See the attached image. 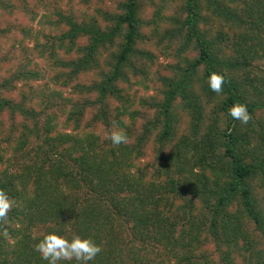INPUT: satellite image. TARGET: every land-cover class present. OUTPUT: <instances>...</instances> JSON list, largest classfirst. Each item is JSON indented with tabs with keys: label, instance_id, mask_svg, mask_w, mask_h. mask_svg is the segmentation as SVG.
Returning <instances> with one entry per match:
<instances>
[{
	"label": "trees",
	"instance_id": "trees-1",
	"mask_svg": "<svg viewBox=\"0 0 264 264\" xmlns=\"http://www.w3.org/2000/svg\"><path fill=\"white\" fill-rule=\"evenodd\" d=\"M71 1L34 29L20 11L34 22L35 4L0 0L14 16L0 19V189L15 201L0 264H47L35 244L54 228L100 246L88 264H146L157 246L176 264H264V0ZM40 61L51 75L32 86Z\"/></svg>",
	"mask_w": 264,
	"mask_h": 264
},
{
	"label": "clouds",
	"instance_id": "clouds-1",
	"mask_svg": "<svg viewBox=\"0 0 264 264\" xmlns=\"http://www.w3.org/2000/svg\"><path fill=\"white\" fill-rule=\"evenodd\" d=\"M208 86L214 93L222 92L225 77L221 73L212 72L208 76ZM228 115L233 120H238L241 124H247L250 114L246 104L235 103L228 108ZM113 145L127 143V136L123 131H113L110 136ZM15 201L11 199L8 193L0 189V225L7 224L8 213L13 208ZM35 251L40 254L42 260L47 264H88L101 251L100 246L91 238H82L73 234L71 238L63 234L60 228H54L46 233L35 244Z\"/></svg>",
	"mask_w": 264,
	"mask_h": 264
},
{
	"label": "rangeland",
	"instance_id": "rangeland-1",
	"mask_svg": "<svg viewBox=\"0 0 264 264\" xmlns=\"http://www.w3.org/2000/svg\"><path fill=\"white\" fill-rule=\"evenodd\" d=\"M13 1H17V0H13ZM55 0H30L31 3L35 4L36 7L35 9L37 10V12L39 13L38 17L36 18V20L34 22H32L29 17L24 14L25 12L20 11V21L21 23H24L25 25L28 26H32L34 29H39L40 28V24L38 22V20L40 19V17L42 16L43 13H47L52 5L54 4ZM68 0H59V3L61 5H63L64 8H67L69 5L67 3ZM73 1V0H72ZM71 1V2H72ZM96 3V1H94ZM94 7V5H93ZM15 13L17 12V10L15 9L14 11ZM13 14L7 12L6 10H4L3 8H0V19H4L7 21H10L11 19H13ZM25 45H27L28 50H29V55L33 58L36 57V53L34 50H32L33 44L34 42L31 39L26 38L24 41ZM26 52L23 51L21 52L20 50H18V53L15 55V57L12 59V61H10L7 64V69H13L14 66H16L18 64L19 61H22V59H26ZM170 59H165V58H160V63H161V67H163L164 64H166L167 62H169ZM163 64V65H162ZM40 65L43 67V70H45L47 77L44 80H39V81H30L28 84L32 85V86H37L39 84H44L45 81L49 80V75H51V70L49 69L48 65L45 62H41L40 61ZM22 82L19 83V88L23 87V83ZM12 95L16 96L17 92H12ZM0 118L3 119V121H7L8 117H7V113H3L0 115ZM148 156H145V159ZM138 246H140L139 243H137ZM151 249H153V251H151ZM209 249H212L211 247ZM143 250V249H141ZM147 251L149 252H144L141 251L142 254L146 257H148L149 259V263L146 264H176V260L171 258V256L169 254L166 253V249L163 248V246H157V247H149L147 249ZM169 255V256H167ZM171 259H170V258ZM237 260L240 264H243V257H237Z\"/></svg>",
	"mask_w": 264,
	"mask_h": 264
}]
</instances>
